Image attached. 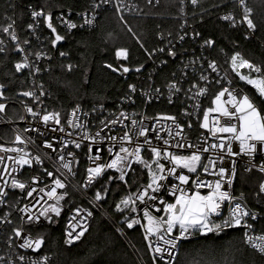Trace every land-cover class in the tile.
<instances>
[{
    "label": "built area",
    "instance_id": "2783aa9c",
    "mask_svg": "<svg viewBox=\"0 0 264 264\" xmlns=\"http://www.w3.org/2000/svg\"><path fill=\"white\" fill-rule=\"evenodd\" d=\"M161 1L151 0L150 3L149 0H108V2H105V0H93L90 7L81 12L73 13L72 11H66L58 13L56 15V22L61 30L65 32L87 30L96 26L100 13L103 10L115 11L125 16L137 15L141 14L145 7H160ZM196 5L197 3L193 4L191 0H180L181 20L176 34L167 37L160 34L162 44L150 55L151 64L146 75L140 74L137 76L136 82L131 84L135 86V91L129 87V94L122 98L118 109L115 111L107 109L104 105H98L91 109L76 106L66 116H62L58 112L46 109L44 92L41 87V76L44 72L43 68L51 61L52 55L46 49L47 38L45 37L42 25L44 24L43 17L34 21L31 16L32 10L39 9L29 7L28 10L31 16L30 23L35 25L33 29H28L30 38L25 40L29 41V43H24L25 40L22 38L16 22L14 23V30L18 40L13 41L8 33L0 32V41H3L0 47L4 49L0 53H4L7 45L10 44L20 55V60L17 62H23L25 56H27V61L31 67L17 72L15 69L17 62H15L14 69L18 74L26 73L30 77L32 86L29 91L35 93V96H25V100L20 102L7 101L4 96L0 98V103L6 105L5 112L0 113V147L22 150L19 152L0 151V157H4L3 163H0V187H3L4 191L8 193L3 198L5 203L0 204V258H2L0 259V264H33V262H37V264H51V256L43 251V246L38 251L20 248L19 245L23 242V238L16 237L14 229H20L23 237L39 238L33 234L35 228L50 222L45 217H41L38 223L29 222L27 220V214L21 212L19 209L27 205L33 214L38 215L49 204H56L55 199L50 200L45 195L46 192L56 187L54 184L56 179H60L65 185L63 188H56V194L64 196L56 206L61 209L60 214L63 211L67 212L64 220V235L66 240L68 239L67 232L72 231L69 227L70 224L75 225L73 235L86 228L87 230L84 231L85 235L93 219L99 216L109 223L119 237L128 245L138 263L144 264L132 248L126 230L140 228L145 238L148 222L144 217L143 210L147 207L148 211L155 217L164 215L162 211H156L157 208L163 207L159 203V199L148 200L146 197V203L136 200L134 207L136 210L122 219L116 220L110 212L105 210L100 201L95 199L94 192L98 191L96 184L100 180L106 178L110 183L125 184L134 171L140 168L147 172L148 180L139 187L135 193L138 194L150 182L148 169L144 168L142 164L135 162V157L130 156L129 161L132 162L131 167L125 168L126 175L123 181L119 179L121 173L116 169H105L100 176L94 177L91 183L88 182V169L95 167L97 164H107L110 162L115 153L119 151L121 147L120 138L125 132L129 133L131 143L124 141V147L131 151L137 144H143L145 138L138 136L139 129L142 127L148 129L147 137L151 141V146L162 149L166 148L168 151L179 155L187 156L196 152L198 149L209 148V151L200 153L201 165L208 164L209 159L215 161L214 166L209 167L208 173H205L202 167H198L195 173H190L184 168L177 169V175L183 173L190 177L188 184L180 185V187L187 189L189 194L196 191L192 181L197 176L205 182L214 183L217 179H220L215 174L220 168H224L228 172L233 167L235 168V176L232 177L230 187L226 183L229 178L227 174L221 181L223 184L222 190L228 191L230 197L234 199L221 202L218 214H213L210 217L213 223L222 225L221 229L207 234H202L197 230H190L189 233L185 234L186 239H181L177 242L175 249L165 244V240L173 239L180 234L178 226L174 228L171 235L165 234L164 240L158 238L162 233L151 235L145 240L152 257L155 255V260L164 263L165 260H168L172 264L182 243L210 234L221 233L229 229H241L244 233L247 231L248 235L252 237L264 235V194H260L262 197L260 208L254 209L243 196L234 193V182L239 170H242L248 175L258 174L260 176V183L264 182V173L259 172L256 168H253L252 171H246L250 158L245 154L235 156L229 155L226 148L224 150L212 149L210 145L219 144L220 137L226 138L229 134L217 133L216 136H213L208 129L201 127L204 112L216 106L213 101L221 90L227 88L233 91L234 95H248L251 98L247 90L248 88H252L258 95L252 85L240 79V75L258 79L262 77V71L257 73L248 68H239L237 71H233L231 57L238 52L230 57L228 67L220 64L211 53L213 46L208 47L204 44L205 40L201 38L200 34L198 36L196 35L198 32L191 17V11ZM238 6L239 12L238 15L233 17V25L242 28L249 38H253L256 33V28L255 30L249 29L247 24L242 22L245 15L244 9L247 6H245V3L242 5L240 0L238 1ZM251 15L252 11L249 15L250 19H252ZM85 18L91 19L93 23L90 25L85 24ZM62 20H70L76 23L78 27L69 30ZM18 45L24 49L23 52L17 49ZM170 51L175 53V55H170ZM37 53L40 54L39 58H37ZM116 53L115 57L117 62L121 65H126L129 59V53L127 52V59L117 58ZM239 54L242 58L246 59L243 54ZM169 60L174 63L173 78L164 84V86L156 85L154 75L161 68L166 67ZM248 61L252 63L250 60ZM209 62H215L216 71H213L209 67ZM36 69H39V71ZM120 73L125 78L129 76V73H125L123 70ZM202 76L207 77V79H201ZM172 84L175 85V88L169 87ZM176 89H179V91ZM200 89H206V91L198 94ZM222 99L226 101L228 99L227 94ZM158 104H164L173 108V113L158 112L151 115L145 112L146 107ZM27 107H31L36 115L29 113ZM227 107L230 111H233L231 105H227ZM74 111L75 115H73ZM121 113L124 115H121ZM46 114H59V124L55 123L54 119H50L45 123L42 117ZM218 115L219 113L215 112L209 114L210 128L212 127L213 117ZM164 117H175V122L171 119H164ZM133 120L137 122L135 125L132 124ZM225 120L226 118L224 117L220 118L221 126ZM69 121H72V124H69ZM111 121H116V123H110ZM231 123H238V121L233 119ZM178 132L179 135H177ZM157 134H159L160 139L156 138ZM17 135L21 137L23 143L16 141ZM111 137H116L117 139L112 140ZM164 140H168V145H164ZM77 143L80 145L79 148L76 147ZM225 143L227 144L228 141L225 140ZM231 143L233 152H239V143L237 141H232ZM46 144H51L52 147L49 148ZM177 144H183L184 147H176ZM189 144L193 145V147H188ZM110 147L113 149L112 153L108 151ZM97 155H99L100 159L94 161L93 158ZM121 155L124 154L121 153ZM21 156L31 160V164L21 167L13 159H8V157L18 158ZM141 156L148 161L153 159L149 145H143ZM37 157L40 160L39 163L36 162ZM233 161H235L234 164ZM160 162L165 164L166 169L172 166L163 159ZM252 162L257 165L264 162V153L256 154ZM65 163L69 165V168L64 167ZM5 167H7L6 172L3 171ZM152 169L153 171L156 170L155 164L152 165ZM49 172L52 173L51 176L48 175ZM165 175H167V172H165ZM110 177L112 178L111 180L109 179ZM13 178L25 183L26 189L21 191L20 189L11 188ZM4 181H7V184ZM161 183L165 187H162L157 193H152L149 190L150 195L162 198L169 203H174L175 198L170 195V189L172 185L179 184L180 182L174 176H168V179L161 181ZM32 188H35L36 192L33 193L32 197H27V191ZM42 188L44 192L40 191ZM199 191L201 194L206 195L210 189L202 188ZM37 201L39 202L37 203ZM237 203L245 210L257 213L255 220L250 217L245 218L247 223L252 225V228H229L223 226V221L231 218V209ZM77 209H79V215H77ZM89 212L92 213L91 216L88 215ZM49 215L52 217V222L59 220L60 215L56 216L51 212ZM74 216L75 219L73 220L72 217ZM132 220H139L140 223L134 224L132 228H128L127 224ZM84 235L79 240H75L68 245L79 242ZM150 242L152 244L151 249L149 248ZM245 243L251 250L258 253L246 237ZM156 246L165 249L163 253L164 259H160L159 254L154 253L153 249ZM169 250L172 252V256H168L167 252ZM20 256H23L25 259L21 261L19 259ZM44 257H47L46 261L43 260Z\"/></svg>",
    "mask_w": 264,
    "mask_h": 264
},
{
    "label": "trees",
    "instance_id": "16d2710c",
    "mask_svg": "<svg viewBox=\"0 0 264 264\" xmlns=\"http://www.w3.org/2000/svg\"><path fill=\"white\" fill-rule=\"evenodd\" d=\"M93 0H0V27L16 22L22 38L29 39L28 24L31 22L29 7L43 9L53 15L54 25L60 35L65 37V45L54 51L52 36L43 29L47 38L46 49L52 59L43 68L41 87L47 110L66 116L76 106L91 109L104 105L115 111L122 98L130 92L129 86L136 82L137 76L146 75L151 64L150 55L162 44L160 34L167 37L175 35L180 23V0H162L158 8L145 7L141 14L120 15L115 11L103 10L96 26L87 30L65 32L56 22L60 12H81L90 7ZM191 11L192 22L204 40L214 41L211 51L214 58L228 67L230 57L238 52L259 66L264 76V0H244L251 9V18L256 25V33L249 38L246 32L223 20V16L238 15L239 0H197ZM131 29V31H129ZM247 37V38H246ZM126 49L129 68L145 66L141 73L129 74L127 78L120 73L122 65L117 62V50ZM65 53L61 55L60 53ZM20 55L10 44L0 53V84H3L4 98L10 102L25 100L22 93L29 91L32 83L26 73L18 74L14 69ZM71 65V68H69ZM116 68L117 71H113ZM174 63L169 60L166 67L154 75L156 85L164 86L173 78ZM248 93L264 114V100L252 88ZM173 108L164 104L146 107L147 114L173 113ZM148 180L146 171L137 168L125 184L110 183L106 178L96 184L101 193L102 206L116 220L133 212L135 204L118 211L117 204L133 195ZM260 176L246 174L239 170L234 193L243 196L254 209H259L262 197L257 195ZM96 194V192H94ZM63 211L58 221L37 226L33 234L44 238L43 251L51 256V264H139L128 245L114 229L96 216L84 237L73 245H68L64 235ZM136 255L144 264H154L144 234L140 228L126 230ZM155 264H165L155 260ZM172 264H264V256L251 250L245 243V233L241 229H229L182 243Z\"/></svg>",
    "mask_w": 264,
    "mask_h": 264
},
{
    "label": "snow or ice",
    "instance_id": "6c2138e0",
    "mask_svg": "<svg viewBox=\"0 0 264 264\" xmlns=\"http://www.w3.org/2000/svg\"><path fill=\"white\" fill-rule=\"evenodd\" d=\"M105 2H108V0H105ZM151 3V0H149ZM193 4L197 3V0H191ZM240 3L243 5L244 0H240ZM245 15L243 17V21L247 24V27L249 29L255 30L256 25L253 23V20L249 18V15L251 13V9L245 7L244 9ZM31 16L34 21H36L38 18L43 17V20L47 26L51 30V32L54 34V39L51 41L53 47L56 46V44L60 41H63L65 39L64 36L57 33L56 27L53 25V16L50 12H45L43 9L41 10H32ZM224 20L232 21L233 17L231 15H225L222 17ZM63 23L66 24L67 28L69 30L75 29L78 27L76 23L71 22L70 20H62ZM14 21L13 23H9L6 27H0V32L8 33L10 35V38L13 41L18 40L17 34L14 30ZM85 24H92L93 21L91 19H84ZM28 29H33L35 27L34 24H28ZM131 31V29H129ZM197 36L199 33L196 34ZM247 38V37H246ZM183 39V37H181ZM3 41H0V44H2ZM25 44L29 43V41L25 40ZM204 44L208 47L213 46L214 41L211 39L205 40ZM17 49L21 52L24 51L23 48L17 46ZM4 49L0 47V51H3ZM163 51V49H161ZM62 56L65 55V53H60ZM170 55H175L173 52H169ZM37 58H39L40 54L37 53ZM117 58H124L127 59V50L126 49H120L116 53ZM31 65L27 61V56H25L23 62H17L15 64V69L17 72H21L25 68H29ZM109 68H112V65H108ZM209 67L216 71V64L215 62H209ZM231 67L233 71H237L239 68H248L252 71H255L257 73L261 72V68L257 67L256 65L250 63L248 60L242 58L239 53H236L231 57ZM69 68H71V65H69ZM39 71V69H36ZM113 71H117L116 68H112ZM123 72H128L129 68L123 67ZM139 71V69H136ZM238 75H240L239 72H237ZM201 79H207V77H201ZM241 80H245L248 84L252 85L259 97L264 100V76L258 78V79H252L249 78V76L246 75H240ZM5 86L3 84H0V98L4 96V93L2 89ZM133 91H135V86L130 85L129 86ZM170 88H175V85H169ZM195 87V85H193ZM179 91V89H176ZM206 91V89H200L198 94H202ZM43 94V93H41ZM227 94L228 99L225 101L222 98ZM22 95L27 97H33L35 96V93L32 91H26L22 93ZM239 94L234 95L233 91H230L229 89L225 88L221 90L215 97V100L213 103L216 105L213 108L207 109L203 114V122L201 124L202 128L208 129L209 132L216 136L217 133H227L229 134L226 138L220 137V143L219 144H212L210 147L212 149H220L224 150L226 148L227 153L229 155H235L239 156L241 154L247 155L249 160V166L246 169V171H252L253 168H256L259 172L264 173V162L260 163L259 165L253 163L254 157L258 153H264V114H262L261 110L257 107V104L253 98H250L248 95L239 96ZM38 99V97H37ZM227 105H231V108L233 111H230ZM6 105L4 103H0V113L5 112ZM78 110V109H77ZM27 111L29 113H32L33 115H36V113L33 112V109L31 107H27ZM219 113L218 116L213 117L212 120V127H209V114L210 113ZM59 114H46L43 115L42 120L47 123L50 119H54L55 123L59 124ZM73 115H75V111L73 112ZM121 115H124L121 113ZM224 117L226 118L224 124L221 126L220 124V118ZM164 119H171L175 122V117H164ZM235 119L238 121V123H231V121ZM110 123H116V121H111ZM137 122L135 120L132 121V124L135 125ZM69 124H72V121H69ZM107 126V125H105ZM191 126V125H189ZM63 131V129H61ZM148 129L146 128H140L138 132V136L144 137L143 144H137L135 148H133L131 151L123 146V142L127 141L131 143V137L128 132H125L124 135L120 138L121 140V147L119 148V151L115 153L114 157L111 159L110 162L107 164H97L93 168L88 169L89 173V183L92 182L94 177L100 176L102 172L105 169H116L118 172H120L119 179L121 181L124 180L126 172L125 168L131 167V161H129V157H135V162L142 164L144 168L148 169L150 182L146 185L145 188H143L138 194H134L135 198H133V195H129L128 197L121 200L120 204L116 205V208L118 211H123L121 208V204H123L125 207H127L130 203L135 204L136 200H139L142 203H146L145 198L147 197L148 200H157L159 199V203L163 205L162 208H157L156 211L160 212L162 211L164 215L160 217L153 216L149 211L148 208L145 207L143 210L144 217L147 219L148 225L146 228V235L145 239H148L151 235L162 233L159 235V239L164 240L165 234L171 235L174 228L177 226L179 227L180 234L178 236H175L173 239L165 240V244H168L171 246L172 249H175L177 246V242L181 239H186V233H189L190 230H197L200 231L202 234H207L209 232L220 230L222 225L221 224H215L210 220L211 215L218 214V210L220 209L221 202L225 200H231L234 199L230 197V193L226 190H222L223 184L222 180L227 174L229 178L227 179L226 183L229 185V187L232 184V177L235 176V168L233 167L230 172L225 170L224 168H220L216 175L220 177V179H217L214 183L212 182H205L197 176L195 180L192 181L193 186L195 187L196 191L191 192L189 194V191L183 187H180V185H186L189 182L190 177L180 173L179 175L176 174L178 168H184L187 169L190 173L197 172L198 167H202L203 171L205 173L209 172V167L214 166L215 161L209 159V163L205 165H201V154L202 152L209 151V148H203L198 149L196 152H193L190 155H179L173 152L168 151L166 148H158L155 146H151V141L147 137ZM99 135V133H97ZM179 135V132L177 133ZM87 138V137H85ZM157 139H160L159 134H157ZM112 140H116V137H111ZM225 140L228 141V143H225ZM16 141L23 143L21 137L19 135L16 136ZM232 141H237L239 143V152L234 153L232 150ZM164 145H168V140L163 141ZM149 145L150 151L153 155V159L151 161L145 160L141 156V150L143 148V145ZM47 147H52L51 144H46ZM76 147L79 148V143L76 144ZM176 147L183 148V144H177ZM188 147H193V145L189 144ZM91 151V149H89ZM0 151H22L21 149H5L0 147ZM109 153H112L113 149L110 147L108 149ZM123 153L124 155H121ZM8 159H13L16 164L20 165L21 167L23 165H30L31 160L25 159L23 156L18 158L8 157ZM63 159V157H61ZM99 155L95 156L93 160H99ZM161 159L167 161L171 167H168L166 169L165 164L161 163ZM222 159V157H221ZM4 157H0V163H3ZM36 162L39 163L40 160L37 157ZM235 161H233V164ZM155 164L156 170L153 171L152 165ZM65 168H69V165L67 163L64 164ZM70 170V169H69ZM3 171H7V167ZM165 172H167V175H165ZM10 175V173H9ZM49 176L52 175L51 172L48 173ZM168 176H174L180 183L175 184L171 186L170 189V195L174 196V203H169L165 201L162 198H158L157 196L150 195L149 190L152 193H157L162 187H165L161 183V181H165L168 179ZM112 179L111 177L109 178ZM5 184H7V181H4ZM55 188H52L50 191L46 192L45 195L48 197V199H55L56 204L59 203L60 200L64 198L63 195H57L56 194V188H63L65 185L61 182L60 179H56L54 181ZM11 188L13 189H20L21 191H24L26 189L25 183L13 178L11 181ZM202 188H208L210 191L203 195L199 191ZM41 192H44V189H40ZM36 192L35 188H32L27 191L26 195L27 197H32L33 193ZM178 193V194H177ZM264 194V182H261L259 184V191L257 195ZM8 193L4 191L3 187H0V204L5 203L4 197H6ZM103 197L99 191L95 194V199L97 201L101 200ZM42 199V197H41ZM39 201H37L38 203ZM47 203V202H45ZM56 204H49L46 208H44L42 211L39 212L38 215L33 214L31 212V209L25 205L24 208L19 209L21 212H24L27 214V220L29 222H40L41 217H45L50 223L52 222V217L49 215V213H54L56 216L60 215L61 209L56 206ZM133 211L136 209L133 208ZM91 212L88 213L89 216H91ZM77 215H79V209H77ZM246 217H250L251 219L255 220L257 218V213L245 210L242 208V206L237 203L235 204V207L231 209V218L225 219L223 221L224 227H244L246 229L252 228L251 224H248L245 220ZM72 219H75V216L72 217ZM139 220H132L127 224L128 228H132L134 224H139ZM69 227L72 229V231L67 232L68 239L65 241L67 244L73 243L75 240H79L83 235L84 231L76 232L75 235H73V232L75 231V225L70 224ZM15 236L18 238H23V242L19 245L20 248H28L32 249L33 251H38L44 244V238L41 236L39 238H27L23 237L22 231L20 229H14ZM245 237L247 238L248 242L251 244V246L261 255H264V235H261L259 237H252L249 236L247 231L245 232ZM259 241V243H257ZM149 248H152L151 242L149 243ZM155 254H159L160 259H164L163 253L165 252V249H162L159 246H156L153 249ZM168 256H172V252L169 250L167 252ZM2 259V258H0ZM19 259L23 261L25 258L23 256H20ZM154 264H155V255L153 257ZM44 261L47 260V257L43 258ZM33 264H37V262H33ZM165 264H171V261L165 260Z\"/></svg>",
    "mask_w": 264,
    "mask_h": 264
},
{
    "label": "water",
    "instance_id": "95a60500",
    "mask_svg": "<svg viewBox=\"0 0 264 264\" xmlns=\"http://www.w3.org/2000/svg\"><path fill=\"white\" fill-rule=\"evenodd\" d=\"M44 24H45V22H44ZM45 28L51 34L52 40H53L54 39V34L51 32V30L49 28H47L46 24H45ZM57 33L59 34L58 31H57ZM51 45H52V43H51ZM63 45H65V39L63 41L58 42L55 47H53V45H52V48L54 49V51H57L59 49V47H61ZM123 67L129 68V66H127V65H122V69H123ZM136 69H139V71H137ZM144 69H145V66L138 67V68H133V69L129 68V71L127 73H129V74H132V73H141V72L144 71Z\"/></svg>",
    "mask_w": 264,
    "mask_h": 264
}]
</instances>
